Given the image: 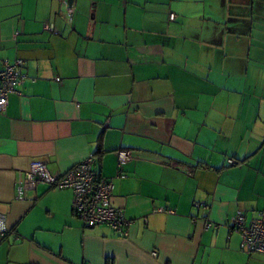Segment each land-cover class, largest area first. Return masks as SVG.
Listing matches in <instances>:
<instances>
[{"label": "crops", "instance_id": "1", "mask_svg": "<svg viewBox=\"0 0 264 264\" xmlns=\"http://www.w3.org/2000/svg\"><path fill=\"white\" fill-rule=\"evenodd\" d=\"M66 3L0 0V62L28 77L0 112V264H264L230 223L264 211V0ZM90 157L128 238L87 229L70 190L17 200L32 161Z\"/></svg>", "mask_w": 264, "mask_h": 264}, {"label": "built area", "instance_id": "2", "mask_svg": "<svg viewBox=\"0 0 264 264\" xmlns=\"http://www.w3.org/2000/svg\"><path fill=\"white\" fill-rule=\"evenodd\" d=\"M66 16L72 20L74 10L66 3ZM175 19L174 15L170 16ZM46 30L52 31V27L46 26ZM23 62L16 60L0 62V112H5L9 105V97L18 93V89L25 84L27 76L23 74ZM119 168L132 158L129 151L118 153ZM230 165H236L234 160ZM38 185H46L58 190H70L74 195L73 213L82 221L87 229H95L106 226L117 233L121 238H128L129 228L133 223L126 219L124 211L114 206L113 190L111 181L100 176L97 169V161L90 157L71 169L66 175L58 177L49 172L45 162L34 160L30 163L28 171L23 175L22 181L17 187V200L26 199L27 193L33 191ZM199 208V205H196ZM156 213L174 214L172 210L159 208ZM233 231L241 235L242 249L248 255L260 254L264 256V211L259 212L247 222L244 215L238 212L231 219ZM214 227L206 224V228ZM9 233L8 218L0 213V240ZM156 256V253L153 254Z\"/></svg>", "mask_w": 264, "mask_h": 264}, {"label": "water", "instance_id": "3", "mask_svg": "<svg viewBox=\"0 0 264 264\" xmlns=\"http://www.w3.org/2000/svg\"><path fill=\"white\" fill-rule=\"evenodd\" d=\"M69 1V6L73 5V0H68Z\"/></svg>", "mask_w": 264, "mask_h": 264}]
</instances>
